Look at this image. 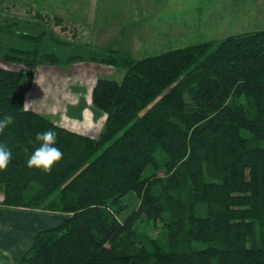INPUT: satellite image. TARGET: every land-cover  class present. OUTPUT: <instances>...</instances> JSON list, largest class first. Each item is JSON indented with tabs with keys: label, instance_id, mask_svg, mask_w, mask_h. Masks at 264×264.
<instances>
[{
	"label": "trees",
	"instance_id": "trees-1",
	"mask_svg": "<svg viewBox=\"0 0 264 264\" xmlns=\"http://www.w3.org/2000/svg\"><path fill=\"white\" fill-rule=\"evenodd\" d=\"M27 10L0 23V61L18 65H0V118L14 117L0 204L63 217L12 264H264V29L136 58ZM77 61L124 69L91 87L105 113L96 136L23 109L31 68ZM49 129L63 158L45 173L27 160ZM128 192L138 202L125 213Z\"/></svg>",
	"mask_w": 264,
	"mask_h": 264
},
{
	"label": "rangeland",
	"instance_id": "rangeland-1",
	"mask_svg": "<svg viewBox=\"0 0 264 264\" xmlns=\"http://www.w3.org/2000/svg\"><path fill=\"white\" fill-rule=\"evenodd\" d=\"M42 1L1 0L0 23L10 18L18 19L30 15L32 11L27 10L30 6L32 9H43L41 12L50 17V19L47 18V23L58 29L59 24L53 20V16L56 13L63 14L65 16H62L63 21H67L69 27L76 26L78 29L76 40L95 45H111L131 53L136 58L188 43L208 39L219 40L230 33L264 29V0H154V4L149 7L138 5L139 0H136L137 4L135 1L129 6H125L118 0H46L49 3L44 4V8H40ZM128 16L134 18L131 24L137 25L140 29L122 28L109 31L101 26L104 19L107 23V20L125 19ZM152 25L156 27L153 29ZM69 27L66 31H70ZM104 34L106 36H102ZM77 62H74L69 70H63L59 65L38 66L39 68L31 78L30 86L24 90L26 101L38 96L45 104V98L50 97L51 101H48L52 103V106L49 109H52V112L48 110L51 114L60 113L65 120L66 116L61 111L63 106L60 104L62 101L75 102V95L80 93L78 91L80 84H84L85 89H89L96 75L101 72H103L101 76L116 80H120L124 73V69L118 66L105 64L91 68V65ZM0 65L18 66L1 61ZM28 81V76L24 74L21 84ZM50 90L51 95L41 93L42 91L48 93ZM72 123H76L74 130H78L76 128L80 125L75 121H71ZM124 199L128 203V208L124 211L127 213L136 206L138 197L128 192ZM20 208L26 211L28 228L34 225L41 226L38 228L40 229L56 223L63 217V214L60 216L58 211Z\"/></svg>",
	"mask_w": 264,
	"mask_h": 264
},
{
	"label": "crops",
	"instance_id": "crops-1",
	"mask_svg": "<svg viewBox=\"0 0 264 264\" xmlns=\"http://www.w3.org/2000/svg\"><path fill=\"white\" fill-rule=\"evenodd\" d=\"M118 1L122 4H125V6H129L130 4L134 3L136 0H118ZM137 1H136V4L138 3ZM139 1L140 2L138 3V5L143 6V7H149V6H152L154 4V0H139ZM9 2H13V0H9ZM46 3H49V2L46 0H43L39 5L40 8H42V7L44 8V4H46ZM28 8H32V7L29 6ZM35 9H37V8H35ZM37 10L42 11L43 9H37ZM51 15H53V14H51ZM54 15L60 16L61 19H62V16H64L63 14L59 15L58 13H56ZM105 21H106L105 19H104V21H102L103 23L101 26H104L109 31L121 30L122 28L123 29H126V28L127 29L128 28L129 29L130 28L140 29V27H137V25L131 24L132 22H134V18L131 16H128L125 19H117L116 18V19H113L110 21L107 20V23H105ZM126 23L128 25H126ZM78 25L80 28L79 23H78ZM155 27L156 26L152 25L153 29ZM102 36H106V34H104ZM81 63H86V64H88V66L91 65V68L101 67V65H105L102 63H95L92 61H83V62L81 61ZM72 64H74V62L70 63L67 67H60V66L59 67L63 70H69L71 68ZM45 65H51V64H39V65L31 68L32 73H31L30 81H31V78L33 77L35 71L39 68L38 66L43 67ZM56 67H58V66H56ZM100 74H103V72H101ZM97 76H98V74L96 75V77ZM30 81H29V83H30ZM28 86H30V85H28ZM79 87L80 88H78L79 89L78 91L80 93L82 92V95H80V93H77V95H75V98H74L75 102H70V101L64 102V101H62L60 104L63 106L61 108L63 110H61V111H63V114H65V116H66L65 120L60 115V113H57V114L52 113L53 115L51 114L52 109H49V107L52 106V103H50L48 101V100L51 101L50 97L45 98V100H46L45 104H44V102H41V100L39 99L40 97H38V96H36L35 98H32V99H29V101L33 102L30 107L33 109H36L39 112L52 115L53 117H55V119L58 123L66 126V127L68 126V128L75 129L74 125L76 123L71 124V121H73V122L75 121L78 123V125H80L79 128H76V129H78V131H83V132L88 133L92 136H96V135H98V133L102 127V124H103V121L105 118V113L101 112V111H97L92 106V104L90 102L91 87H89V89H85L84 84H80ZM41 93L51 95V90L48 93H46L44 91H42ZM25 101H26V94L24 93V103H25ZM42 101H44V99ZM46 102H47V104H46ZM59 213H60L59 215L61 216L62 213L61 212H59ZM28 224L29 223H28V219L26 216V211L22 210L20 207L4 206V205L0 204V264H12V263H14L20 257L21 253L30 244L34 232L39 227H41V226L38 227V226L33 225V226H30L29 227L30 229H29Z\"/></svg>",
	"mask_w": 264,
	"mask_h": 264
},
{
	"label": "clouds",
	"instance_id": "clouds-1",
	"mask_svg": "<svg viewBox=\"0 0 264 264\" xmlns=\"http://www.w3.org/2000/svg\"><path fill=\"white\" fill-rule=\"evenodd\" d=\"M31 101H25L23 109L28 111ZM14 122V117L10 114L0 118V134ZM35 140L39 142V146L31 153L27 160L29 168L42 170L45 173H50L53 166L56 165L62 158L63 153L59 148L55 147L57 141L56 133L49 129L41 133H37ZM12 160V151L5 144H0V171L6 170Z\"/></svg>",
	"mask_w": 264,
	"mask_h": 264
}]
</instances>
